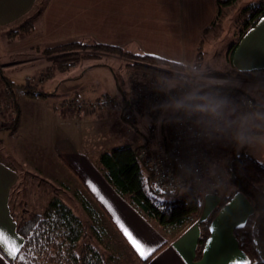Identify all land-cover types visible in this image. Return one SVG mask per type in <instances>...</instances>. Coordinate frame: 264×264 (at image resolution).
Returning a JSON list of instances; mask_svg holds the SVG:
<instances>
[{"label":"crops","instance_id":"crops-1","mask_svg":"<svg viewBox=\"0 0 264 264\" xmlns=\"http://www.w3.org/2000/svg\"><path fill=\"white\" fill-rule=\"evenodd\" d=\"M218 1L225 0H0V29H11L12 26H17L19 30L26 23L32 25L27 35L23 33L19 37L10 36L11 31L7 35L2 34L5 37L7 56H22L24 59L0 63V73L13 82L21 68L43 63V52L46 47L75 40H94L103 45L125 48L134 54H146L168 62L193 66L196 63L198 43L205 29L216 17ZM40 55L42 57H39ZM231 69L239 71L264 69V19L241 40L234 53ZM42 71L43 69L39 70L35 80L33 78L28 80H34L35 83L42 85L49 79H53L52 75L42 82L38 76ZM93 82L96 80L90 77L83 83ZM83 83L78 82L77 88ZM0 89L6 91L5 87L0 86ZM90 89H86L83 92L84 96L76 98L69 107L77 102L89 104L90 109L86 110L84 116L77 117L80 122L85 119L89 141L93 137H100V143H105V148L102 145L103 148L98 149L99 154L123 145L136 147L135 139L131 135L134 129H131V124L123 119L122 112L110 108L106 93L93 92ZM122 94L126 97L131 93L121 86L120 95L116 97L119 101ZM15 96L20 109V120L18 127L13 130V136L22 137L21 131L27 127V124L31 128L26 130L28 136L35 135L38 130L45 134L46 130H41L37 126L50 124L48 133L55 137L57 144V148L53 145V148L57 149V156L52 153L53 157L60 164L62 161L68 165L74 179L77 180V176H80L79 181L86 191V196L89 199H91L90 195L94 197L106 212L104 219L109 222L110 218L121 233L119 224H123L134 238H138L146 246L158 249L167 242L166 237L155 231L152 223L116 193L90 161L88 155L71 148L70 140L62 137L61 134L73 130L78 124V122L75 123V118L71 114L72 108L64 106L60 108L54 101L49 103L47 99L41 97H29L31 102L25 109L20 105L16 92ZM69 100L65 99L64 105ZM257 104L260 106V111H251L249 114L264 111L261 109L264 106L258 102ZM182 110L183 108H178L176 105L169 108L167 113L176 115ZM138 115L135 112L129 115L135 128L139 129L138 135L143 139L145 137V141L137 147H151V139L141 127L143 116ZM54 119L56 121L52 122ZM165 132L168 134L167 130L163 131ZM63 141L62 150L60 146ZM108 143L112 145H107ZM18 144H14L13 149L18 161L23 163L21 169L12 167L8 160L0 158V264H15L14 261L24 244V239L18 233L17 223L13 218V215H21L22 212H16L12 204L13 191L20 183V170L34 177L36 170L32 166L39 170L42 168L38 163L44 151L42 146L39 150L35 147L36 152L32 153L31 148H26L23 141L20 140ZM218 144L210 151L213 156L223 161L230 152L234 151L233 143L231 145V142H227V138H223ZM228 145L231 147L229 148ZM62 185L64 189L67 188L66 184L62 183ZM225 190H227L226 186L223 191ZM52 198L49 197L41 211L31 215L41 214ZM64 201L72 207L71 202V205L68 203L71 201L70 198ZM219 201L220 196L217 194L211 193L204 196L198 220L169 241L167 246L147 264H247L248 258L240 250L233 231L246 223L253 213V208L248 199L240 193L236 194L215 217L210 227V238L206 243L203 257L199 261L195 259L200 236L199 222L211 214ZM78 215L84 217L82 214ZM14 250L15 256L12 255Z\"/></svg>","mask_w":264,"mask_h":264},{"label":"trees","instance_id":"trees-1","mask_svg":"<svg viewBox=\"0 0 264 264\" xmlns=\"http://www.w3.org/2000/svg\"><path fill=\"white\" fill-rule=\"evenodd\" d=\"M238 1L225 0L216 3V17L210 26L205 29L198 43L196 63L193 66L168 62L146 54H134L127 49L103 45L94 40H75L46 47L43 53L48 54L49 59L56 64L57 70L61 72L71 69V64L79 57L78 53H81V51L82 53L100 51L122 57L127 61L126 67L131 71L178 82L187 81L191 78L203 58L205 35L218 25L225 11L233 8ZM262 19H264V0H251L239 10L236 28L237 40L229 49L230 63L243 37L256 27ZM31 29L32 25L26 23L19 30L27 35ZM11 34H14V32H11ZM82 56L88 57L89 55L83 54ZM231 74L239 81H257L260 84L259 88L262 91L264 90V69L257 71L233 69ZM1 78L5 85L4 87L7 88L14 100L12 109L15 113V118L12 126L9 128L0 127V130H14L19 124L20 109L12 82L3 75ZM26 89L33 97L47 96L46 93L34 94L33 89L30 87H26ZM215 89H229L241 92L237 88L227 86L224 83L204 87L202 91ZM254 103L252 111H260V106L255 100ZM126 105L127 98L122 94L120 106L126 108ZM242 105V100L235 96L223 107H232L236 110L240 109ZM205 114H207L205 110L199 111L193 114L189 120L195 122ZM179 115L180 113L173 115L169 117V120ZM164 145H167V138L164 139ZM143 148L146 147L123 145L101 153L98 160L92 162L119 196L132 205L150 223L166 229L167 242L156 249L147 260H144L138 256L126 237L109 218L113 228L121 237V242L139 264L149 263L167 246L169 241L194 224L198 220L203 204V195L199 185L193 181L191 174L177 166V163L176 169L184 179V184L176 192L158 194L153 187V176L140 154ZM220 171L222 182L218 186L217 191L213 192V194L220 196V201L211 214L205 220L199 222L200 236L196 246L195 259L199 261L203 257L206 243L210 238V227L215 217L236 194L240 193L252 205L253 213L243 226L234 229V237L240 250L248 258L247 264H264V165L245 152L237 153L232 151L224 159ZM225 186L227 190L223 191ZM152 195L169 197L170 199L157 200ZM90 198L84 196L81 202L90 223L79 216L58 195H55L50 200L41 214L27 216V214H24L25 212H22L21 215H13L17 223L18 233L24 239V244L14 263L120 264L122 257L120 256L119 258V256L113 254L109 250L110 245L107 244V239L109 238L108 230L102 220L106 216V212L100 207L94 197L92 198L90 195Z\"/></svg>","mask_w":264,"mask_h":264},{"label":"rangeland","instance_id":"rangeland-1","mask_svg":"<svg viewBox=\"0 0 264 264\" xmlns=\"http://www.w3.org/2000/svg\"><path fill=\"white\" fill-rule=\"evenodd\" d=\"M249 1L251 0H239L233 6V8L226 10L222 15L218 25L205 35L203 42V58L197 69L194 70L191 78L187 81L178 82L162 77H152L150 75L148 76L142 73L131 71L126 67L127 61L122 57L100 51H86L83 53L81 51V53H78L79 57H77L71 64V69H68L66 72H61L57 70L56 64L49 59L48 54H43V63L39 62L38 65H28L24 68H21L18 70V73H16L14 80H12V84L14 86L18 100L20 101V105L26 109L29 102H31L30 98H38L33 97L28 93V90L25 88L27 87L26 85L32 86L30 88L33 89V92L36 95L47 92V96L39 97L47 99L49 103L54 101L57 103L56 106L60 108H63V106L66 108L69 107L70 103L75 101L76 98L83 97V92H85L88 88H91L90 90L93 92L99 91L101 93H106L109 97L107 98L109 99L107 104L110 106V108L120 110L122 112L123 119L131 124V129H134L131 135L135 139L134 142L136 147L145 141V137L143 139V137L138 135L137 132L139 129L135 128L133 121L130 119V113L133 114V112H135L136 115L140 114L141 117L143 116L141 127L143 131L148 133V137L151 139V147H160L163 144L165 136L167 138L169 134L166 132L163 133V131L166 130V123L169 121V116H173V113L168 115L167 112L169 108L175 107L178 101H183L185 104H188L189 99L196 96L197 98H206L209 90L202 91V89L204 87L219 84L213 81V79L218 80L227 86L237 88V90L241 91L234 92L235 96L245 94L252 100H255L264 106V90L262 91V89L259 88V82L236 80L231 74V63L229 62V49L237 40L236 28L239 10ZM10 31L14 32V34H10V36L14 37H19L23 34L22 31L17 29V26H12L11 29H0L1 64L12 60L19 61L24 59L22 56L8 57L5 53L6 44L4 40L5 37L3 35L9 34ZM83 54L89 56L83 57ZM39 57L42 56L40 55ZM40 69H43V71L38 76L42 82L46 81V79L52 75L53 79H49L45 82V84L42 85L35 83V77L39 73ZM86 70H89L88 73H85ZM0 75L2 76L3 74L0 73ZM1 76L0 86L4 87L5 85L2 82ZM90 77L92 80H96V82L87 84L83 83ZM32 78L34 79V82L28 80ZM78 82L80 84L83 83V85H80V87L78 86L79 88L76 86ZM136 83L140 84L141 86H145L152 91H155L157 88H155V86H157V84H163L165 86V90L168 92L173 88L185 86L188 88V93L173 99L171 103L166 104V106L161 109L155 108L153 110H149L148 108L151 107L150 105L149 107H136L131 104L133 101L135 102L136 94L140 93V89H135ZM120 86H122V88L125 87L126 91L129 90L131 93L130 95L126 96V108L120 106V101L118 98H116L118 95H120ZM74 88L77 90H73ZM5 89L6 91L0 89V112L2 113H0V127L9 128L12 126L15 118V113L12 109L14 100L10 96V93L7 91L6 87ZM65 99H70L68 103L66 101V106L63 103ZM74 105L75 103L69 108H72L73 112L71 111V114H73V118H75V123L78 122V124L73 130L67 131V133L61 135L63 138H65V140L66 138L70 140L71 148L80 151L82 154L86 153L91 162H96L100 156L98 149H102L105 146V143H100V137H93L89 141L90 138L87 137L88 128L84 123L85 119L80 122L78 121L79 118L77 116H84L86 110L90 108H85L82 114H78L75 111ZM262 109L264 110V107ZM212 113L222 117L220 123L215 125H212L209 121L206 122L207 129H211V137L213 140H215V148L217 145H219L218 142L220 140L222 141L223 138H227V142H231V145L233 143V150L235 152H245L249 156L253 157L256 161L264 165V122L257 121L256 123L252 124L253 121L251 122L247 119L250 114H243L241 111L227 106L220 107L215 112L210 111V114ZM210 114H207L205 119L210 118ZM55 121L56 119H54L52 122ZM257 124H260L261 127H256ZM49 125L50 124H39L37 126V128L41 130H46L45 134L38 130L35 135L29 134L28 136V134H26V130H30L31 128L27 124V127L21 131L22 137L13 136V130L11 129L0 130V158L8 160V163L16 169H21V165L23 164L22 162L18 161L13 149L20 140L23 141V144H25L26 148H31L32 153L36 152L34 149L35 147L39 150L40 146H42L41 148L44 149L41 156L42 159L44 157L45 158L43 161H41V159L38 162L42 168L39 170V168L36 169L34 166H32L36 170L34 172L36 176L33 177L27 174L25 171L23 172L20 170V183H18L14 189L12 197L14 209L18 213L24 211V214L29 216L32 213L41 211L49 197L52 198L54 195H59L63 199H67V201L70 198L71 201H68V203L70 204L71 202L76 213L80 215L82 214L84 217H81L84 220L89 221L88 217L86 216L85 209L81 203L82 198L86 196V191H84L83 186L79 181L80 176H77L76 174L78 179H74V175L71 173L68 165L62 161L60 164L53 157L52 153L57 156V144L54 140L55 137H52V135H49L48 133L50 130ZM226 129L229 131L225 135V131H227ZM245 130L249 131V133H246L247 131ZM217 131L219 132L218 134ZM47 134L48 136H46ZM242 138H247V142H244ZM96 141L99 142L96 143ZM61 144L62 145L60 146V149L63 148L64 141L61 142ZM53 145L56 148H53ZM107 145L112 144L108 143ZM228 147L230 148L231 146L228 145ZM216 157L217 156L215 155L213 156V162L215 163L216 167L215 169L221 170L224 160L220 161ZM62 183L67 185L66 189L63 188L64 186ZM146 187L148 186L146 185ZM152 196L157 198V200L170 199L169 197H159L156 195ZM102 220L105 228L108 230L109 238L107 239V244L110 245L109 250H111L113 254L119 256V258L120 256L122 257L120 264H139V262L136 261V259L132 256L131 252L121 242V237L113 228L112 223L110 221L107 222L104 218ZM151 225L160 235L167 237L165 235L166 229L157 224L154 225V223Z\"/></svg>","mask_w":264,"mask_h":264},{"label":"built area","instance_id":"built-area-1","mask_svg":"<svg viewBox=\"0 0 264 264\" xmlns=\"http://www.w3.org/2000/svg\"><path fill=\"white\" fill-rule=\"evenodd\" d=\"M213 81L221 83L215 79ZM155 88V91H152L136 83L135 89H140V93L136 94V100L131 104L136 107H149L150 105L149 110L161 109L173 99L188 93V88L185 86L173 88L169 92L165 90L163 84H157ZM234 92L233 90L215 89L209 90L206 98H190L186 107L180 111V115L166 123V130L169 133L167 145L142 149L141 157L153 176V187L158 194L176 192L184 184V179L176 169V163L181 169L191 174L193 181L199 185L202 198L217 191L222 182V175L220 170L215 169L213 154L210 151L215 147V140L212 139L211 129H207L206 122L209 121L215 125L220 123L222 117L205 110L207 114H210V118L205 119L207 114L195 122L190 121L189 118L199 111H204L201 110L202 105L210 109L213 102H221L220 107L225 106L231 98L235 97ZM237 97L243 103L242 107L237 110L243 114H249L254 108V100L245 94ZM74 108L78 114H82L84 109L90 106L77 102Z\"/></svg>","mask_w":264,"mask_h":264},{"label":"snow or ice","instance_id":"snow-or-ice-1","mask_svg":"<svg viewBox=\"0 0 264 264\" xmlns=\"http://www.w3.org/2000/svg\"><path fill=\"white\" fill-rule=\"evenodd\" d=\"M119 227L122 230V234L142 259L147 260L149 256L155 252V248L146 246L144 242L140 241L138 238H134L133 234L123 224H119ZM12 255L15 256V250L12 252Z\"/></svg>","mask_w":264,"mask_h":264},{"label":"clouds","instance_id":"clouds-1","mask_svg":"<svg viewBox=\"0 0 264 264\" xmlns=\"http://www.w3.org/2000/svg\"><path fill=\"white\" fill-rule=\"evenodd\" d=\"M220 103L221 102H213L211 108L209 109V107L207 106H200L201 107V110H211L213 112H215L219 107H220ZM177 107L178 108H185L186 107V104L185 102L183 101H178L177 102ZM248 120L250 121H261V122H264V112H256V113H252L249 115V117H247ZM256 127H261L260 124H257ZM244 140V142H247V138H242Z\"/></svg>","mask_w":264,"mask_h":264}]
</instances>
